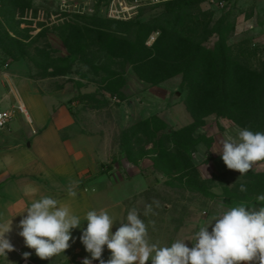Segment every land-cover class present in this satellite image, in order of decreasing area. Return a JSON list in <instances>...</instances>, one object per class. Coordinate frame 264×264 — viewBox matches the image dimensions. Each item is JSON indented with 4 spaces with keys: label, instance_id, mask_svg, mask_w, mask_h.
<instances>
[{
    "label": "rangeland",
    "instance_id": "obj_1",
    "mask_svg": "<svg viewBox=\"0 0 264 264\" xmlns=\"http://www.w3.org/2000/svg\"><path fill=\"white\" fill-rule=\"evenodd\" d=\"M220 2L1 0L3 93L17 83L40 95L94 151L96 187L109 177L101 207L122 200L124 219L136 208L160 246L191 239L222 202L264 206V161L241 175L218 152L239 128L264 132V0ZM81 231L61 264L90 257Z\"/></svg>",
    "mask_w": 264,
    "mask_h": 264
},
{
    "label": "clouds",
    "instance_id": "obj_2",
    "mask_svg": "<svg viewBox=\"0 0 264 264\" xmlns=\"http://www.w3.org/2000/svg\"><path fill=\"white\" fill-rule=\"evenodd\" d=\"M219 144L223 163L241 175L255 162L264 161V132L239 128L236 136L223 137ZM246 190L240 185L241 192ZM69 195L77 194L70 191ZM257 199L264 201V195ZM220 206L224 210L204 222L191 239H177L164 246L150 242L148 226L136 208L128 210L123 221L106 210H89L82 223L80 216L53 196L33 200L17 227L25 246L41 260L64 253L69 242H75L72 230L81 229L80 243L90 254L82 264H264V206H225L223 202ZM11 225L12 220L0 221V258L6 260L15 250L7 236ZM105 248L110 252L107 260L102 258ZM31 255L25 252L23 258Z\"/></svg>",
    "mask_w": 264,
    "mask_h": 264
},
{
    "label": "crops",
    "instance_id": "obj_3",
    "mask_svg": "<svg viewBox=\"0 0 264 264\" xmlns=\"http://www.w3.org/2000/svg\"><path fill=\"white\" fill-rule=\"evenodd\" d=\"M11 91L3 93L0 88V111L23 105L27 115L17 112L10 127L0 129V221L12 220V230L7 236L15 248L7 254V260L0 258V264L16 261L21 264L24 261L61 264L72 256V241L64 253L41 260L18 235L21 215L33 200L53 196L80 216L82 223L89 210H106L118 221H123L124 205L122 200L113 199L101 207L112 198L113 185H110L109 177L101 178L106 181V186L96 187L97 181L91 179L99 172L94 151L79 146L73 134L61 131L59 121L52 119L44 99L33 93L28 84L18 86L16 83ZM70 191L77 195L70 196ZM79 231L72 230L74 239ZM25 252L32 253L27 260L23 258Z\"/></svg>",
    "mask_w": 264,
    "mask_h": 264
},
{
    "label": "built area",
    "instance_id": "obj_4",
    "mask_svg": "<svg viewBox=\"0 0 264 264\" xmlns=\"http://www.w3.org/2000/svg\"><path fill=\"white\" fill-rule=\"evenodd\" d=\"M224 1L225 0H221V2L219 3L220 6L223 5ZM0 7H1V0H0ZM17 112L27 115V111L23 105H18L15 109L0 111V129L7 128L8 125H10V123L14 120ZM22 264H31V263L28 261H24Z\"/></svg>",
    "mask_w": 264,
    "mask_h": 264
},
{
    "label": "trees",
    "instance_id": "obj_5",
    "mask_svg": "<svg viewBox=\"0 0 264 264\" xmlns=\"http://www.w3.org/2000/svg\"><path fill=\"white\" fill-rule=\"evenodd\" d=\"M221 67H222V69H221V86H222V90H223V92H225V83H226V61H225V59H221ZM198 142H200V140H195L194 141V145L193 146H195ZM264 176V175H263Z\"/></svg>",
    "mask_w": 264,
    "mask_h": 264
}]
</instances>
